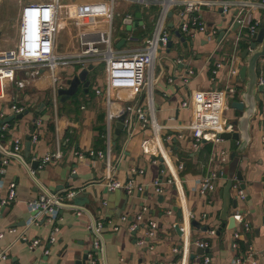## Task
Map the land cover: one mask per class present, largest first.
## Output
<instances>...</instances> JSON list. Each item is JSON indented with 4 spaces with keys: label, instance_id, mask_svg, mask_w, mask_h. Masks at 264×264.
I'll list each match as a JSON object with an SVG mask.
<instances>
[{
    "label": "crops",
    "instance_id": "crops-1",
    "mask_svg": "<svg viewBox=\"0 0 264 264\" xmlns=\"http://www.w3.org/2000/svg\"><path fill=\"white\" fill-rule=\"evenodd\" d=\"M73 1L59 2V22L52 46L56 67L40 68L35 77L21 72L19 77L28 83L23 86L16 82L5 83L0 89V120L15 115L14 108H21L22 113L27 112L23 118H15L6 124V131L0 133V142H3L2 146L8 153L12 151L13 141L19 139L18 153L25 164L14 158L1 159H6L8 163L4 167V174L0 176V196H8L10 183L15 184V196L0 211V252L7 249V259L0 260V264H75L81 260L92 242L87 230V215L77 216L74 211L63 210L55 223L26 226L28 203L42 194L67 190H79L77 196L83 202L81 207H85L96 218L111 220L119 228L116 233L109 227L103 229L102 247L94 255V264H202L205 253L209 257V264H231L235 255L246 251L254 253L256 264H264V150L261 143L264 136V88L259 94L258 114L252 121L251 141L244 154L237 152L239 143L233 140L220 139L215 145L203 140L200 147L194 149L192 142L195 131L190 128L191 111L180 108V104L189 100L194 92L223 89L237 80V77L229 78L228 72L237 69L245 40L234 45L236 37L243 32L240 28L235 32L230 31L235 10L222 14L218 7H203L200 13L208 31L199 33L191 41L181 35L186 45L175 37L174 32L179 30L180 20L171 15L166 22L171 46L158 51L151 69L131 60L114 59L108 69L102 61L94 62L89 64L92 70L86 78L89 82L87 88L80 84L73 97L60 102L55 93L58 87L67 88L64 75L72 76L83 69L72 60L79 51H71V47L63 50L57 46V33L62 24L74 27L78 40L80 35L95 34L111 28L112 42L118 50L116 53L124 54L130 52L125 48L127 46L130 49L139 48L147 43L159 10L156 5L141 6L130 0H116L120 2L122 13L118 15L121 26L114 31L112 19L115 9L111 11L110 0ZM29 5L25 4L21 8L18 26L23 9ZM261 15V11H253V21H259ZM129 24L132 25L131 30L126 27ZM212 30L217 31L215 37L211 36ZM221 32H224L222 37ZM121 41V47L117 48L115 45ZM177 59L181 64L177 63ZM215 62H220L223 67L212 82L207 67H213ZM187 68H191L194 75L185 85L180 77ZM149 76L153 81L155 117L161 128L160 141L153 138L150 127H142L133 119L131 135L127 136L126 129L122 130L118 142L112 145L110 157V164L114 167L113 177L120 183L134 179L138 185H145L144 191L130 195L123 190L110 192L103 183L107 176L105 162H78L73 150H101L104 142L100 141V133H104L102 120L107 103L115 114H121L128 108L126 118H129L131 107L144 103L141 82ZM53 77L57 79L56 83L52 82ZM237 88L239 93V81ZM96 91H100V95ZM240 115L226 101L222 120L228 124ZM116 120L112 124V134ZM230 131H225L221 126L219 134ZM33 135L36 136V142L32 141ZM27 142H30L28 152L25 149ZM221 150L227 151L228 160L233 155L239 161L247 158L245 163H239L242 165L243 181L233 179L235 187L230 193L231 199H236L237 203L235 209L230 208L228 212V217L240 213L250 226V231L245 232L234 221L233 227L238 228L240 234L238 251L231 247L233 231L227 229L228 223L218 234L222 207L219 194L226 181L223 178L218 181L214 192L203 196L197 193L196 181L207 172L210 160L216 159ZM58 152L61 158L52 159L43 168L39 169L34 164L38 162L39 165L44 157L52 158ZM160 152H165V156L158 157ZM180 164L183 169L177 171ZM72 170L75 172L71 173ZM173 178L181 182L184 201L180 200L181 194L175 185L166 184L168 179ZM154 181L160 183L163 189L161 193L155 191ZM241 184L244 185L243 189H240ZM238 192H242L244 198H239ZM65 202L71 203L69 200ZM142 208L146 211L143 212ZM137 213H143L145 219L151 218L158 223L156 238L147 239L144 236L146 229L143 224L130 232L129 225L119 220L122 215L130 218ZM191 221L199 223L200 228L192 227ZM176 226L182 234H178ZM54 227L57 230L54 233L55 241L48 244ZM210 231H214L215 235H210ZM19 236L24 237L25 241L18 240ZM34 239L41 242L31 250L28 243ZM141 239L144 245L139 246L137 242ZM195 241L208 243L207 252L201 253ZM147 244L152 245L153 249L149 250ZM46 246L49 249L47 256L43 255ZM172 247L181 248L177 254H173Z\"/></svg>",
    "mask_w": 264,
    "mask_h": 264
},
{
    "label": "built area",
    "instance_id": "built-area-1",
    "mask_svg": "<svg viewBox=\"0 0 264 264\" xmlns=\"http://www.w3.org/2000/svg\"><path fill=\"white\" fill-rule=\"evenodd\" d=\"M116 0H110L111 11L113 10L114 2ZM133 3L141 6L156 5L159 7L156 21L153 26L151 37L142 47L129 49L128 53L118 54L111 35V28L106 31L98 32L95 34H83L80 35V47L81 51L72 57L77 64H80L82 68H87L89 64L102 61L105 63L106 68L114 59L131 60L133 63L144 65L151 69L156 61L158 51L161 48H166L170 41L169 32L166 27L168 20V13L175 15L180 20L179 33L183 35L187 40H193L199 33L208 31L207 25L204 23L201 17V9L203 7L212 6L218 7L222 14H229L232 10H237V14L234 17V21L239 23V28L243 31L242 34L245 38L251 36L258 26V21H253L252 12L261 11L264 12V0H130ZM60 0H32L28 7L23 9L21 15V22L18 26L17 43L13 48L0 50V89L3 88L5 83L16 82L17 85L23 86L28 83L23 77H19L21 72L27 74V76L35 77L40 68L56 67L57 62L52 53V46L54 43V31L59 22L58 8ZM211 36L215 37L217 31L212 30ZM240 34V35H242ZM236 37L234 45L236 46L242 38V36ZM131 40V37L128 38ZM177 63L181 64L177 59ZM264 61L261 60L258 67L257 85L264 87ZM223 67L220 62H215L213 67L209 66L211 77L213 82L217 73ZM194 71L191 68L184 70L180 77L183 84H188L193 77ZM229 78L233 79L237 77V69H230L228 72ZM55 77L52 78V82H57ZM238 81L229 84L227 87L218 90L210 91H197L194 92L189 100H185L180 104L181 109H188L192 114V123L190 128L195 131L192 147L194 149L200 147L203 140L211 142L212 145L220 142V127L223 126L225 131L227 124L222 120L223 112L226 106V101L238 95ZM141 87L144 91V103L131 107L129 118H125L123 129H126L127 136L131 135L132 120H136L142 127H150L153 138L160 141V126L157 123L155 117V104L153 101V81L151 77L143 79ZM97 95H100V91H96ZM16 114L23 112L21 108H14ZM129 110V109H128ZM119 114H115L107 103V110L104 117V147L101 150L93 149H74L73 155L78 162L84 163L91 160H102L107 167V176L104 178V185L110 192L115 190H123L127 195L135 192L142 193L145 185H138L134 179H128L124 183H120L113 177L114 167L110 164L111 150H112V124L114 119H117ZM2 115H0V118ZM226 124V125H225ZM7 125H3L1 131H6ZM131 128V131H130ZM206 135V136H205ZM3 136L1 135V138ZM181 138V136H179ZM169 140V137L165 138ZM32 141L36 142V136H32ZM262 147L264 150V136L261 139ZM20 141L15 139L13 141L12 151L9 152L13 155H19ZM165 156V152H160L158 157ZM157 156V154H156ZM228 153L225 150H221L216 159H211L208 165L207 172L196 181L197 193L199 195H206L210 192H214L216 184L223 178V166L228 162ZM60 153H56L53 157L46 156L38 165L41 169L43 166L50 162L52 159H60ZM7 160L0 161V176L4 174V167L7 165ZM183 169L180 164L177 167V171ZM75 171L72 170L71 173ZM139 173H142L139 171ZM167 185H175L177 191L181 194L180 200L184 201L185 198L182 194L181 182L176 179H168ZM155 191L157 193L162 192V187L157 181L153 182ZM2 187V181L0 180V188ZM14 183H10L9 192L6 198L0 196V211L10 202L13 201ZM235 187V186H234ZM264 189V182H263ZM79 190H67L65 192H57L54 194H42L36 200L28 203L29 218L26 221V226L55 223L63 210L74 211L75 215L79 216L85 214L89 217V224L87 230L92 236V242L87 249L88 263L94 264V255L97 254L102 247V234L105 227H109L110 230L116 233L119 228L116 223L111 220L99 219L93 216L85 207H81L73 204V200L77 196ZM239 198H244L242 192H238ZM264 198V196H263ZM64 200H69L71 203H64ZM145 212L146 209L142 208ZM235 223L242 227L245 232L250 231V226L245 222L243 216L240 213L232 215ZM120 222L129 225V231L134 232L139 224L145 225L144 236L147 239L156 238L158 232V223L154 219H145L143 213H137L134 217H128L122 215L119 217ZM187 220V219H186ZM189 226L188 220L186 223ZM56 227L53 228V232L47 241L48 244H52L55 241L54 233ZM233 242L231 247L233 250H239L238 240L239 231L238 228L232 229ZM210 235H215L214 231L209 232ZM1 237V234H0ZM18 240L25 241L22 236L18 237ZM39 239H34L28 243L29 249H34L40 244ZM47 245V244H45ZM137 245H144V241L141 239L137 242ZM149 250L153 247L150 244L146 245ZM195 246L202 251L208 250L209 245L204 241H195ZM181 248V247H179ZM178 247H172L171 252L177 254ZM7 250V249H6ZM0 252V260L7 259V251ZM49 252L46 246L43 251V255L47 256ZM202 264H209V257L207 253L202 256ZM177 264V263H173ZM186 264V263H182ZM231 264H256L254 253L246 251L244 254L235 255Z\"/></svg>",
    "mask_w": 264,
    "mask_h": 264
},
{
    "label": "water",
    "instance_id": "water-1",
    "mask_svg": "<svg viewBox=\"0 0 264 264\" xmlns=\"http://www.w3.org/2000/svg\"><path fill=\"white\" fill-rule=\"evenodd\" d=\"M237 10H235L232 21H234V17L237 14ZM262 15L259 18L258 26L255 29L254 33L245 38V47L242 49V51L239 54V63L237 64V81L241 84V89L237 96L231 97L227 100V104L231 109H234L235 111H238L241 113V115L233 120H230L227 124V129L231 130L229 133H221L220 139L222 140H233L237 143H239V147L237 148V152H240L244 154L246 152V149L251 141L250 136V129L252 127V121L254 117L258 114V102L260 100L259 94L263 91V86L257 85V78H258V67L260 66L261 60L264 61V12H261ZM168 17H171V13H168ZM239 28V23L234 21L233 27L231 28V32H235ZM224 32L220 33V37H222ZM175 37L179 38L180 42L183 43V45H186L185 38L181 36L179 31L174 32ZM242 38L244 35H240ZM246 37V36H245ZM121 43L116 44L115 46L117 48H120ZM171 46V41L168 43V48ZM92 70V66H88L87 68L81 69L78 71L75 75H64V77L67 79L65 84L67 88L58 87L56 89V96L59 97L60 102H64L70 97H73L80 84H83L82 86L84 88H87L89 85V82L86 81L87 75L89 71ZM27 112L21 113V114H15L10 117L4 118L0 120V133H1V127L5 124H8L13 119H21L23 118ZM128 114V108L121 113L117 120L114 123V130L112 134V145L115 144L119 136L121 135V132L123 130L124 126V120L127 117ZM236 129V130H233ZM3 142H0V161L3 157L7 158H14L18 160L21 164L25 165L23 162V159L20 155H13L8 153L4 147L2 146ZM30 142H27L25 144L26 152L29 151ZM231 166V171L229 174H223V179L226 181L224 187L220 191V197L222 199V207L219 213V221L221 222L220 228H218V234L221 231V229L225 228V224L228 223L227 229L231 230L234 226V219L232 217H228V212L230 208L235 209L236 207V199H231V189L233 187V179H235L237 182L243 181V175H242V165H239V163H245L247 161V158L244 157L241 161L238 160V158H235L234 155L230 156L229 159ZM38 166V162H35ZM226 165V164H225ZM224 165V166H225ZM237 165H239L240 169H237ZM223 166V169H224ZM30 172V171H29ZM224 173V170H223ZM30 174V173H29ZM32 177V175L30 174ZM33 178V177H32ZM244 185H240V189H243ZM124 192V191H123ZM48 194V193H46ZM73 202L77 205H82L83 202L79 201V197L76 196ZM192 227L200 228V224L191 221L190 222ZM175 230L178 232V234H182L181 231H179L178 226L175 227ZM206 230V229H204ZM207 252V250H204ZM200 252L203 251L200 249ZM75 264H88L87 260V251L84 252V254L81 257V260H77Z\"/></svg>",
    "mask_w": 264,
    "mask_h": 264
},
{
    "label": "rangeland",
    "instance_id": "rangeland-1",
    "mask_svg": "<svg viewBox=\"0 0 264 264\" xmlns=\"http://www.w3.org/2000/svg\"><path fill=\"white\" fill-rule=\"evenodd\" d=\"M32 0H0V50L13 48L17 43V34H18V22L21 8L25 4H30ZM73 2H78L74 0ZM120 2L115 1L114 3V13H113V29L121 26V18L118 15H121L122 9L119 8ZM126 23V22H125ZM123 23V24H125ZM135 24V23H134ZM60 30L57 33V46L60 49L72 48L71 51H81L80 40H78V35L74 27H68L66 24L60 26ZM131 30L132 25L126 26ZM130 49V46L125 47ZM232 164L228 160L224 166V173L229 174L231 171ZM110 208V207H109Z\"/></svg>",
    "mask_w": 264,
    "mask_h": 264
},
{
    "label": "trees",
    "instance_id": "trees-1",
    "mask_svg": "<svg viewBox=\"0 0 264 264\" xmlns=\"http://www.w3.org/2000/svg\"><path fill=\"white\" fill-rule=\"evenodd\" d=\"M244 46H245V44H244ZM260 106H262V105H260ZM102 122H103V125H102V126H104V119L102 120ZM100 135H101V140H100V141H101V142H104V133L101 132ZM102 136H103V137H102ZM117 142H118V141H117ZM117 142H116V143H117ZM115 145H116V144H115ZM103 146H104V145H103ZM114 148H115V146H114Z\"/></svg>",
    "mask_w": 264,
    "mask_h": 264
}]
</instances>
